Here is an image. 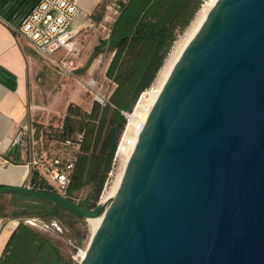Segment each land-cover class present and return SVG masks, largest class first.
Instances as JSON below:
<instances>
[{
	"label": "water",
	"instance_id": "obj_1",
	"mask_svg": "<svg viewBox=\"0 0 264 264\" xmlns=\"http://www.w3.org/2000/svg\"><path fill=\"white\" fill-rule=\"evenodd\" d=\"M98 228L80 264H264V0H217L162 86L109 203L25 185Z\"/></svg>",
	"mask_w": 264,
	"mask_h": 264
},
{
	"label": "trees",
	"instance_id": "obj_2",
	"mask_svg": "<svg viewBox=\"0 0 264 264\" xmlns=\"http://www.w3.org/2000/svg\"><path fill=\"white\" fill-rule=\"evenodd\" d=\"M204 0H119V13L111 26L110 36L97 45L88 61L91 65L105 48L113 52L107 77L116 83L109 100L93 103L90 111L71 103L64 119L68 132L84 131L82 151L72 174L66 196L78 201V194L90 188L79 203L86 208L97 206L102 191L114 169V157L128 119L122 111L132 112L141 96L149 89L165 63L168 54L194 19ZM77 118V123L75 122ZM33 188L58 193L38 176L32 178ZM1 195V194H0ZM51 205L38 212L58 217L68 207L42 198L14 192ZM79 215L78 213H75ZM20 217L19 213L13 215ZM0 264H76L64 257L54 240L23 222L12 232Z\"/></svg>",
	"mask_w": 264,
	"mask_h": 264
},
{
	"label": "crops",
	"instance_id": "obj_3",
	"mask_svg": "<svg viewBox=\"0 0 264 264\" xmlns=\"http://www.w3.org/2000/svg\"><path fill=\"white\" fill-rule=\"evenodd\" d=\"M38 1L0 0V186L31 187V169L25 164L27 154L12 144L18 126L28 121L59 125L50 123L51 112L60 107L67 113L69 105L75 100L73 91L65 94L51 85L58 71L55 72L47 61L54 64L52 59H55L59 71V62L65 58L70 66L69 58L77 52L78 38L85 26L92 23L97 29L96 35L100 36L104 30H111L119 13V0H74L81 9L75 21L76 49L70 53L61 50L52 57H44L17 32L21 20ZM109 33L103 40L108 38ZM97 45L99 43L94 45V49ZM91 108L92 105H89L86 110ZM3 195H14V192L2 193L0 199ZM18 224L14 216L9 218L0 213V257Z\"/></svg>",
	"mask_w": 264,
	"mask_h": 264
},
{
	"label": "built area",
	"instance_id": "obj_4",
	"mask_svg": "<svg viewBox=\"0 0 264 264\" xmlns=\"http://www.w3.org/2000/svg\"><path fill=\"white\" fill-rule=\"evenodd\" d=\"M80 14L81 9L74 0H39L21 20L17 32L44 57H52L61 50L70 53L77 47L75 21ZM59 68L60 72L71 69L66 58L59 62ZM90 84L96 85L97 82L92 79ZM96 99L102 105L109 100L101 93L96 95ZM122 112L129 122L132 112ZM124 135L125 131L118 143L114 165L120 157ZM84 137V131L68 132L63 124L28 121L18 126L12 144L27 154L25 164L31 169L32 178L38 176L56 190L57 194L66 196ZM111 174L112 171L109 177Z\"/></svg>",
	"mask_w": 264,
	"mask_h": 264
},
{
	"label": "rangeland",
	"instance_id": "obj_5",
	"mask_svg": "<svg viewBox=\"0 0 264 264\" xmlns=\"http://www.w3.org/2000/svg\"><path fill=\"white\" fill-rule=\"evenodd\" d=\"M110 31L109 29H106L100 34V36H97V29H95L94 25L92 23L86 25L85 29H83L79 35L77 52L69 58L71 69L67 72L59 71L55 59H52L54 64L45 60L54 67L53 69L55 72L58 71L54 75L51 85L56 91L62 90L65 94H70L71 91H73V98H75V100L72 103L79 105L83 110H86L89 105L93 106V103L97 101L96 95L98 93H101L105 99H109L117 86L116 83L107 77L105 72V69L109 66L113 56L111 50L105 48V50L94 59L92 64L88 65V61L94 51V45H96V43L100 44ZM184 32L179 35L178 39L183 36ZM92 79L96 80V85L90 84ZM157 86L158 85L154 82L149 89H157ZM68 98L69 100L71 99L70 96H68ZM50 99L51 97H49L48 101H50ZM59 109L60 107H57L56 111L51 112L50 123L64 125L66 112ZM75 122L77 123V118H75ZM122 166L123 161L119 157L114 165L112 174L102 191L99 201L102 200L105 188L108 185H112L118 174L121 172ZM31 187H33L32 183ZM89 192V187L81 191L78 194V201L76 202L79 203V201L86 197ZM49 209H51L49 203L34 200L29 197L3 195L0 199L1 214L11 218L14 214L19 213L20 217L17 218L19 223L23 222L27 226L50 236L60 247L64 257H71L76 264H80L82 260L81 252L87 250L92 236L91 225L87 218L82 215H77L69 210H61L58 217L38 214V212H43Z\"/></svg>",
	"mask_w": 264,
	"mask_h": 264
},
{
	"label": "bare ground",
	"instance_id": "obj_6",
	"mask_svg": "<svg viewBox=\"0 0 264 264\" xmlns=\"http://www.w3.org/2000/svg\"><path fill=\"white\" fill-rule=\"evenodd\" d=\"M217 0H204L200 9L196 13L194 19L190 23V25L185 30L183 36L175 41L173 44L168 57L165 60L162 68L160 69L155 83L158 85L157 89H147L141 95L139 101L136 104L134 111L131 113L129 117V122L125 128L124 142L120 149V159L123 161V166L121 172L118 174L112 185H108L102 196V203H109L113 197V194L123 176L124 169L126 164L133 152L135 144L137 142L140 131L142 130L145 121L148 117L149 112L151 111L153 104L159 95V92L170 75L171 70L173 69L175 63L179 59L182 51L187 46L188 42L194 37L197 33L201 25L203 24L207 14L214 6ZM100 217L98 218H90L88 219L89 224L92 228V235L98 228V222ZM17 221L14 222L13 225L16 224ZM87 250H83L81 252L82 258L85 257Z\"/></svg>",
	"mask_w": 264,
	"mask_h": 264
}]
</instances>
